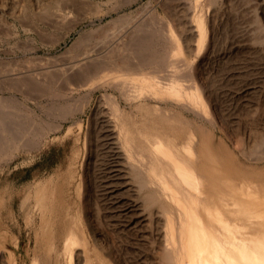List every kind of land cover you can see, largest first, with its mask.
Listing matches in <instances>:
<instances>
[{
    "label": "rangeland",
    "instance_id": "rangeland-1",
    "mask_svg": "<svg viewBox=\"0 0 264 264\" xmlns=\"http://www.w3.org/2000/svg\"><path fill=\"white\" fill-rule=\"evenodd\" d=\"M118 1L88 12L77 6L80 0H0V98L15 104L25 143L13 156L0 157L5 264H67L69 228L83 241L73 246L74 264L162 263L161 207L150 202L116 150L108 98L120 99L128 122L137 108L117 89L97 86L100 79L87 72L94 59L70 68L73 58L100 55L111 42L123 47L116 54L141 53L142 70L164 69L165 62L148 57H165L177 45L175 69L186 73L184 88L195 85L199 113L172 97L159 106L184 128L193 126L200 172L212 166L219 183L224 175L243 188L264 180V0ZM199 9L202 35L192 17ZM170 26L178 44L168 40ZM109 54L103 58L113 59ZM156 102L151 96L150 107Z\"/></svg>",
    "mask_w": 264,
    "mask_h": 264
},
{
    "label": "bare ground",
    "instance_id": "bare-ground-1",
    "mask_svg": "<svg viewBox=\"0 0 264 264\" xmlns=\"http://www.w3.org/2000/svg\"><path fill=\"white\" fill-rule=\"evenodd\" d=\"M117 1L80 0L81 4L78 3L77 6L88 7L87 11L92 10L93 12L94 9L99 11L103 3H116ZM200 4L199 7L202 6ZM199 11H194L192 17L198 25L199 35H202L204 32L203 17ZM165 31L171 43L178 42L171 26ZM112 34L115 35V33ZM154 41L152 43L156 44ZM129 42L132 43L130 40L128 43L126 41V46L130 44ZM118 44L119 41L107 44L104 52L102 54L99 52L100 55H91L87 52L81 57H75L70 61V68L82 69V65L93 62L94 66H90L92 68L87 72L92 71L93 75H90L100 79V84L97 86L108 87L111 90L117 89L120 96L131 106L137 108L138 114L136 113V117L128 122L124 118L127 112L122 107L120 99L114 94L107 97L112 108L109 119L113 125L111 127L114 130L115 141L113 142H115L116 150L120 152L127 168L135 173L138 180L144 184L145 193L150 202L161 207L164 221L159 245L161 264H264V180L259 182L258 186L250 183V188L247 183L248 187L243 188L239 184L238 186L230 184L231 182L229 183L224 175L219 183L218 173L215 174L212 166L206 173H201L197 164V138L193 126L184 128L179 121H174L175 117L168 116L160 109L159 103L172 97L176 105H181L182 109L192 114L199 113L197 107L200 99L195 85L191 82L186 86L187 88H184L180 80L186 73L181 75V72H178L180 70L175 69L176 63L180 60L177 52L181 50L174 45L172 49L170 48L169 55L165 57L155 54L148 57L149 62H165L162 66H171L172 69L166 67L157 69L159 64L154 70H142L145 69V61H140L138 54L141 53L120 54L123 52L121 50L123 47ZM157 45L160 48L159 43ZM164 45L166 46V43ZM164 47L162 44V49ZM117 50L121 52L116 54ZM158 50L160 49H157V53ZM124 51L126 53L127 50ZM108 53L111 56L115 54L116 59L114 57V60L103 58L104 54L106 57ZM90 60L93 61L90 62ZM146 62L148 65L147 58ZM180 64L178 63V66ZM153 66L155 68V65ZM164 70L166 71L161 72ZM184 79H187V76ZM82 82L79 83L82 84ZM93 88L90 90L92 91ZM151 96L158 101L152 107L149 105ZM10 102L0 98V157L11 154L13 156L19 146L25 144L20 141L21 135L18 136L21 125L16 115L17 109L14 108L15 104ZM79 105L76 107L81 106ZM69 109L67 110L70 113ZM4 110H9V112ZM29 129L32 127H29L28 131ZM214 177L216 180L213 179ZM82 242L74 229L69 228L66 231L64 252L69 254L67 264H74L71 255L73 246L78 243L82 244ZM78 258L80 257H77V260ZM4 262V258L0 256V264H5L7 261Z\"/></svg>",
    "mask_w": 264,
    "mask_h": 264
}]
</instances>
